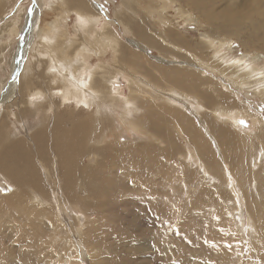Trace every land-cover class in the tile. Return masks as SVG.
<instances>
[{
    "label": "bare ground",
    "instance_id": "1",
    "mask_svg": "<svg viewBox=\"0 0 264 264\" xmlns=\"http://www.w3.org/2000/svg\"><path fill=\"white\" fill-rule=\"evenodd\" d=\"M128 1L122 9L134 21L109 20L94 0H50L49 4L34 0L22 22L30 25L24 31L19 30L20 17H13L11 29L24 40L11 57L21 94L18 91L13 99V91L6 87L8 103L5 117L0 118V175L15 184L10 193L3 191L4 182L0 184V242L1 235H6L14 243L0 254V264L17 254L24 255L27 263L22 259L23 264H31L28 256L32 254L41 256L42 264H118L108 252L98 254L99 246L88 242L92 237L87 238L81 223L68 230L62 222L64 212L68 207L82 212L96 205L104 207L106 196L111 195V202L114 195H125L127 187L135 191L133 196L129 190L130 198L136 196L145 203L148 197L154 205L153 194L142 196L139 188L143 184L153 188L152 183L163 178H175L171 183L176 188L169 191L172 198L190 186L189 225L184 228L182 222L179 226L191 238V247L199 244L196 240L204 233L214 236L196 247L204 261L192 264H231L234 260V264H249L243 254L247 238L242 227L234 226L233 218L242 216L244 208L255 229L248 239L252 251L256 250L252 257L264 259V118L251 110V99L240 101V92L247 94L246 99L258 92L264 102V0ZM10 4V0H0V12L7 14ZM45 7L51 18L44 17L37 31V13ZM170 7L176 10L174 14L169 13ZM26 10L19 7L18 16L26 17ZM70 13L77 15L74 35L65 26ZM114 20L134 34L127 39L129 44ZM184 22L208 28L201 39L192 41L179 26ZM235 42L242 52L238 58H228V53H235ZM30 44L32 56L24 69L19 68L24 46ZM150 48L161 55H153ZM108 52L112 61L106 59ZM94 54L95 65L90 62ZM0 57L4 61L5 52ZM143 68H149L162 86L155 84V88ZM119 76L128 82L127 96L116 86ZM250 88H254L252 93ZM97 98L101 103L112 99L111 113L102 110ZM65 102L69 111H59ZM81 106L89 110L81 111ZM121 106L133 114L123 115L117 109ZM244 119L255 123L249 132H243ZM24 121L36 126L31 130L23 126L25 133L11 132L13 125L18 129V122ZM124 131L132 133L128 142L123 141ZM136 132L147 141L135 142ZM180 140L188 146L186 156H177ZM195 165L200 171L196 176L192 173ZM208 180L211 183L206 184ZM175 199L167 200L173 204L167 217L170 227L182 210ZM166 241L170 249L161 248L165 250L160 253L171 255L176 248ZM190 251L191 257L196 256ZM123 255L128 258L124 252L117 257Z\"/></svg>",
    "mask_w": 264,
    "mask_h": 264
},
{
    "label": "rangeland",
    "instance_id": "2",
    "mask_svg": "<svg viewBox=\"0 0 264 264\" xmlns=\"http://www.w3.org/2000/svg\"><path fill=\"white\" fill-rule=\"evenodd\" d=\"M33 2H34V0H17V2H16V0H10L11 4L8 7V10H9L8 13L3 14L4 10H2L0 12V19H1L0 20V33L2 34V35H0V50H1L0 55L2 54V56H3V53L5 52V60L0 61V110H1L0 111V118L1 119L5 117V113H6L5 104L8 103V102H5V100H4V95L6 94V87L8 86V88L13 91V95H12L13 99L17 96L18 91L21 94V91L19 90L20 82L15 79L16 77L14 78L15 70H14V68H12L11 57H12V53H14V54L17 53L16 52L17 48H20V46L22 47V43L24 40H23L22 34H18L16 32L13 33V30L11 29V25H12V22L14 20L13 17H15V16L20 17V19H19L20 22L17 21L19 23L18 25L21 26L19 28V30L24 31L25 27H30L28 22L24 23V24H22V22H23V19L25 21V19L28 16V13H31V11L29 12V10L32 9L31 6L33 7ZM49 2H50V0H48V4H49ZM94 2L99 7L100 12H102V13L106 12V16L110 17L109 20H113V18H119V19L121 18L122 20H128V19H131L133 21L135 20L132 18L129 11L122 9V5L124 2L130 3L128 0H94ZM24 6L27 7L26 17L22 18V16H18L17 10L19 7L23 8ZM101 6H103V7H101ZM46 7L40 8L39 13H37V15H38L36 17L37 20H35V21H37V24L35 25V28L37 31L39 30L42 23L45 22L43 20L44 17H46L48 19L51 18L50 15L46 14L47 13ZM175 12H176L175 9H173L171 7L169 8L170 14H174ZM70 15L71 16L68 19H66V25L65 26L74 35L75 29L78 27V26H76L77 25V15L75 13H70ZM103 19H104V17H103ZM31 23H32V21H31ZM33 24H34V22H33ZM113 25L116 27L117 31L122 35V38L124 39V41L126 43L128 42L127 39L132 38V37L134 38V34H132V32L130 30H127L123 24L114 20ZM179 26H180L181 30L184 32V34L187 36V38L189 40H192V41L195 39H198V40L201 39L200 34L206 33L205 31L208 28V26L201 28L194 22L193 23L192 22L191 23L190 22H184L182 24H179ZM28 29H31V28H28ZM37 31H36V33H37ZM3 34H6V35L3 36ZM35 36H37V35H34V37ZM37 38L41 39L42 37L37 36ZM40 44H43V43L40 42ZM127 44H129V43H127ZM234 44H236V46H234V49H233V51H235V53H228L227 54L228 58H230V57H232L234 59L238 58V55L242 52V46H240L239 42H235ZM30 49H31V44L27 48L24 46L25 56H24V60L19 61V64L21 65L19 68L24 69V65L27 62V58L29 57V54L31 53ZM150 51L153 55H159V56L161 55L154 48H150ZM234 54H236V55H234ZM262 54H264V53H262ZM31 56L32 55H30L29 59L31 58ZM91 58H92L90 60L91 64L94 63V65H95V63L97 62V56L94 54V56H92ZM151 58H153V57H151ZM106 59L112 61L111 52L107 53ZM4 66H7V70L4 68ZM144 69L146 71L145 73H147V75H148V78L151 81L155 82L154 85L156 84V85L162 86L161 83L158 82L156 80V78L153 76V74L149 70V68H143V70ZM119 78L120 79H118L119 80L118 84L116 85L117 88H119V89L122 88V95L123 96L129 95V87H128L127 80L123 76H119ZM9 79L10 80L15 79V80H13L11 83H9L10 82ZM156 85H155V88H156ZM253 91H254V88L248 89V92L252 93ZM91 92L93 93V95H96L92 90H90V93ZM240 94H241L240 101L242 100L241 102H246V100H247L249 102V100L251 99L249 102V105L251 106V110L253 112H255V114L260 112L259 116H261V117L263 116V118H264V102L261 101L258 92H254L253 94H250L252 96L250 98H247V99H246V97H248L247 94H245L244 92H240ZM22 96H20V100H21ZM97 100L100 102V106L102 107V110L108 111L111 113V111H112L111 108L114 106L112 99L110 102L103 100L102 103H101V100L99 98H97ZM123 103H125L124 100H121V105ZM68 106H69V102H65L64 104L61 105V107L58 110L61 112H68L69 111V110H67ZM176 106L179 107L181 105L176 104ZM196 106H198V105L195 104L194 107H196ZM81 107H82V109H81ZM81 107H80L81 111L87 112L89 110L86 107H83V106H81ZM13 108H14V111L18 110L16 105H13ZM32 108H33V105L31 106L30 109H32ZM179 108H180V110L181 109L185 110L184 108H181V107H179ZM117 109L120 110L122 112V114L126 115V116H130L133 114V112H131V113L127 112L126 109H124V106H121ZM197 110L201 114H203L202 109H197ZM137 113H139V112H137ZM33 121H35V120H33ZM244 121H246V125L245 124L243 125V132H249L250 130L253 129L255 123L252 121V119H248V120L244 119ZM32 125H35V124H30L29 122H26V121L18 122L17 127H16L18 129H15L14 125H13L12 128H10V130H11V132L13 131V132H19L20 133L21 131H23L25 133L26 130H23L24 129L23 126L26 129L31 130V129H33ZM123 128H124V126H123ZM134 134L137 135L136 137H134L136 139L135 142L141 143L142 141H147L146 137H144L145 135L139 134L137 132ZM131 135H132V133L127 132V131L125 133V131H124L123 132V138H124L123 141H127V142L130 141V139L133 138V137H130ZM8 139H9V137H8ZM143 139H145V140H143ZM180 143H181V140H180ZM180 145L181 146H180L179 151L177 152V156H179V155L180 156H186L187 154L185 152L188 151V146L185 143H184V145H182V143ZM185 146L187 147V149H185L186 148ZM183 147H184V149H183ZM173 162L176 164L175 159ZM250 162L252 163V162H254V160L251 158ZM179 164L182 165V163H179ZM183 166H188V164H185ZM248 167L250 170H252L250 167V164L248 165ZM195 169H197L196 165L194 166V170ZM192 173H195V176H196L198 173H200V171L197 170L196 172H192ZM140 179L142 180L143 178H140ZM171 180H175V178H172V179L163 178L159 183L153 182L152 183L154 185L153 188L151 187V185L149 186L147 184H143L144 186L139 188V190L141 189L140 195H142V196H146V194H148V195L153 194L150 197H152V199H154V201L156 203L154 205L150 202L148 197H147L148 200H145V203H144V201H141V198L138 200L136 198V196L130 198L132 193L134 196L135 191L133 190L132 187H131L132 189L127 187L129 190L131 189V192H130L131 194L129 193V190H128V192L126 191L125 195H114L112 197V199H113L111 201L112 203L110 202V198H109L111 195L110 196L108 195V196H106L107 201H106V205L104 204V207L102 206L101 208H98V206L96 205V206H93L91 209H89L87 212H84V211L82 212V210L81 209L79 210L78 208H77L78 211H74V209H72L74 211L73 212L68 207L69 210L64 212V214H63L64 217L62 216L63 217L62 222H64L63 224L65 226H67L66 228L68 230H70L69 228H71L72 225L74 226V225H76V223H81L84 231H86V232L88 231V233L84 232L87 234L86 235L87 238L92 237L89 239L88 242H90L91 245H93V247L99 246L101 248L100 249L98 247V249H99L97 251L98 254L108 252V253H106L107 255L111 254L117 258L118 264H123V263H125V264H192L194 262V260L204 261L203 255L198 254V253H202L201 249L198 251L196 249V247L198 245L199 246L203 245V240H205V239H207V241H211L214 238V236L212 237V236L208 235L207 233H204V236L202 238H201V236H198V239L196 240L197 243H199V244H197L195 246L192 244L193 248L191 247V243H192L191 238L188 237L187 236L188 233H186L184 230H181L180 226H179L182 224V222H183L184 228H187L186 223L189 225V222H188L189 217L186 215L188 214L190 216L189 212H191L188 209L189 200H190V198H192V195L189 193V191H190L189 187L190 186L187 185L189 187H188V189L186 188L185 192H183L181 190L176 191L178 194L174 196L176 198L175 199L174 197L173 198L171 197L172 194H170L171 192H169L170 190H173L174 188H176L171 183ZM10 182L5 177L0 175V184H2V183L4 184V185H2L3 186L2 188H3V191L5 193L12 192L11 187H15V184L13 182L12 183H10ZM246 182L248 183V180H246ZM209 183H211V182L208 180L206 184H209ZM253 183L255 185L257 183V179H256V182H253ZM175 185H176V183H175ZM239 190H241L240 187H239ZM153 191H154V193H153ZM164 191H167V192L165 193ZM82 192H83L82 194L84 195L85 191H82ZM159 194H161V195H159ZM157 196L159 199L158 202H156L157 198H155ZM159 196L163 199L161 200V198ZM169 198L175 199L174 201H176L178 203L179 209L182 208L181 212H179L177 214V217H175L176 222H174V225L172 227L168 226L170 219L167 220V217L170 218L169 209H170V207H173V204H171L167 201ZM206 200H208V199H206ZM206 200H205V202H206ZM139 202L142 204L140 205ZM148 202H150L149 205H148ZM209 202H207V203L209 204ZM156 207L158 209H156ZM152 209H153V211H151ZM138 210H140L142 212H138ZM198 211L200 212L201 208H198ZM87 213H89L90 215ZM157 213H159V214H157ZM151 214H152V216H151ZM77 215H79V216H77ZM113 215H115V216H113ZM154 215H155V217H154ZM243 215L245 218L243 217ZM247 215L249 217V212H248V210H246V208H244L242 216H239L237 214L236 217H233L234 221H235L234 226L236 225L237 227L238 226L240 228L242 227V229H243V230L241 229L242 233L247 238V239L244 238L247 241L244 240L245 244H244V248H243L244 249L243 254H244L245 258L248 257V259L250 260L249 264H264L263 258H256V256H254V255L252 257V254H255L256 250L252 251V246L248 243V239L251 238L250 230L254 229V225L251 224V222L253 220L250 219V217L248 219ZM179 217H180V219H179ZM176 218H178V219H176ZM181 218H183V219H181ZM107 219H109V221ZM144 221H147V222H144ZM89 226H91V227L89 228V230H87V228ZM209 228H213V226H210ZM90 230H91V232H90ZM113 233L116 234V236ZM213 234L215 236H217V234H215V232H213ZM160 236L162 238H160ZM166 240H170L171 246L176 248L175 252L171 255H168V254L163 255L162 253H160L163 248L169 246L168 243H166L167 242ZM241 240L243 241L242 238H241ZM102 241H103V243H102ZM11 243L12 244L14 243V240L12 238L10 241V239H8L6 237V235H1L0 254H2L4 252L6 247L11 246ZM15 244H19V242L16 240ZM131 246H133V247H131ZM86 248H88V246ZM103 248H104V251H103ZM59 249H61V247H59ZM122 249H124L126 251H123ZM132 249H134V250H132ZM257 249H258V247H257ZM164 250H162V251H164ZM190 250H193V254H195L196 256L191 257L188 254V252L191 253ZM123 252L126 255H128V258H125L124 255H123L124 257H117V255H122ZM231 252H229L228 254L230 255ZM150 255H152V256H150ZM229 255L227 256V259L229 258ZM28 257L31 260V264H42L43 258L41 256H37L36 254H32ZM22 259H24L25 263H27L24 255L21 257L20 254H17L15 257H13L6 264H23ZM110 259H113V258L110 257ZM234 261L236 262V260H234ZM235 262L232 261L231 264H234Z\"/></svg>",
    "mask_w": 264,
    "mask_h": 264
},
{
    "label": "snow or ice",
    "instance_id": "3",
    "mask_svg": "<svg viewBox=\"0 0 264 264\" xmlns=\"http://www.w3.org/2000/svg\"><path fill=\"white\" fill-rule=\"evenodd\" d=\"M101 7H103V6H101ZM241 123L246 125V121H241ZM229 247H230V246H229Z\"/></svg>",
    "mask_w": 264,
    "mask_h": 264
}]
</instances>
